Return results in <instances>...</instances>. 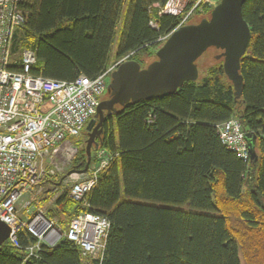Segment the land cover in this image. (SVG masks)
I'll return each mask as SVG.
<instances>
[{"label":"trees","instance_id":"1","mask_svg":"<svg viewBox=\"0 0 264 264\" xmlns=\"http://www.w3.org/2000/svg\"><path fill=\"white\" fill-rule=\"evenodd\" d=\"M125 2L21 0L24 20L13 32L11 54L32 49L33 73L66 81L79 74L93 78L129 54L143 67L139 53L158 45L180 20L153 9L166 0H129L111 59ZM242 16L250 41L240 59L239 98L221 60L169 95L118 105L106 117L97 147L118 156L86 196L88 208L66 193L55 201L54 216L64 228L83 210L107 216L102 258L89 264H241V258L264 264V0H245ZM236 116L259 153L248 169L221 144L215 128ZM85 163L81 149L71 167L81 171ZM31 240L19 233L21 245ZM24 256L8 240L0 245V264H82L66 239L37 257Z\"/></svg>","mask_w":264,"mask_h":264},{"label":"built area","instance_id":"2","mask_svg":"<svg viewBox=\"0 0 264 264\" xmlns=\"http://www.w3.org/2000/svg\"><path fill=\"white\" fill-rule=\"evenodd\" d=\"M217 2L166 0L156 7L158 15H180L178 28L187 24L192 14L211 10ZM20 3L21 0H0V220L11 227L10 241L14 245L18 230L13 212L19 200L25 194L31 195L32 187L47 174H53L55 169L63 173L71 168L74 156L67 138L82 134L85 121L94 114L111 73L120 63L108 65L94 79L79 76L71 82L32 74L35 52L24 49L13 57L10 50L13 32L24 20ZM166 37L158 42H163ZM45 104L48 108L41 111ZM235 123L234 118L223 122L220 135L228 138L234 148L246 150L243 139L237 136L239 128ZM57 156L61 159L60 164L55 169H47L45 166L54 162ZM94 158L97 163L107 165L112 154L98 147ZM93 177L92 171L72 174L70 181H76L68 196L81 201ZM29 203L30 199L24 202L25 205ZM21 224L26 231H38L45 238L61 235L60 223L54 217L35 216L22 220ZM68 228V237L77 240L86 252L95 257L102 256L108 228L106 220L83 210L71 218Z\"/></svg>","mask_w":264,"mask_h":264},{"label":"water","instance_id":"3","mask_svg":"<svg viewBox=\"0 0 264 264\" xmlns=\"http://www.w3.org/2000/svg\"><path fill=\"white\" fill-rule=\"evenodd\" d=\"M245 0H219L209 17L197 24H187L173 30L157 49V59L141 68L134 59L128 58L118 64L111 74L107 86L109 98L97 106L98 118H92L86 127V171L91 160L92 144L102 133L104 111L108 115L116 112L117 105L138 102L149 98H161L175 92L183 83L195 81L198 70L195 61L210 47L220 50L225 76L232 83L236 98L241 96L242 77L239 74L240 59L245 54L250 29L242 16ZM254 138L250 140L253 144ZM9 227L0 220V245L8 236Z\"/></svg>","mask_w":264,"mask_h":264},{"label":"bare ground","instance_id":"4","mask_svg":"<svg viewBox=\"0 0 264 264\" xmlns=\"http://www.w3.org/2000/svg\"><path fill=\"white\" fill-rule=\"evenodd\" d=\"M219 2V0H218ZM217 2V4H218ZM216 4V5H217ZM157 3L156 4H153V9H155ZM159 5V4H158ZM215 5V6H216ZM157 8V7H156ZM212 9V8H211ZM151 9H149L150 11ZM158 10V9H157ZM158 14V13H157ZM172 16H177L179 17L180 19V15H172ZM151 23V26L157 30L158 27L156 25V23L153 21V19L150 21ZM179 22L177 23V25L175 26V29H177L176 27L178 26ZM187 25V24H186ZM184 26V25H183ZM172 30V31H173ZM171 31V32H172ZM167 33L165 35H162V36H159L157 41L162 38V37H166V39L168 38L169 34L171 33ZM165 39V40H166ZM165 40L162 42L164 43ZM161 42H158V45L160 44ZM34 51V50H33ZM35 52V51H34ZM35 57H36V54H35ZM130 58V54L117 60V61H120V63L125 60V59H128ZM116 61V62H117ZM36 62V61H35ZM35 65V63H34ZM34 65L32 66V68L34 67ZM110 65V64H109ZM118 66V65H117ZM32 68H31V73L34 74V75H40V76H43L41 74H36V73H33L32 71ZM108 68V65L105 67V69ZM117 68V67H116ZM115 68V69H116ZM104 69V70H105ZM114 69V70H115ZM103 70V71H104ZM113 70V71H114ZM100 74V73H99ZM99 74H97L95 77L93 78H89L83 74H79L77 77L79 76H85L86 78L88 79H94L96 78ZM112 74V73H111ZM45 77V76H43ZM76 77V78H77ZM47 78V77H45ZM76 78H74L73 80H70V81H66V80H62V81H66V82H71V81H74ZM48 79H52V78H48ZM111 80V75H110V79L108 82H110ZM232 84V83H231ZM233 88V86H232ZM106 91V90H105ZM104 94V93H103ZM233 94H234V88H233ZM235 96V95H234ZM100 98H99V101H98V104L100 102ZM97 104V106H98ZM47 105V104H45ZM97 106H96V110L94 112V114L92 116H90L84 123V126H83V131H82V134H80L79 136L75 137V138H67V141L69 142V144H71V149L73 151V156H76L78 151L83 149V145L81 144V141L83 139H85V146H84V151H85V147H86V140L88 138V132H86V127H87V124L88 122L92 119V118H95L96 114H97ZM118 106V105H117ZM115 106V107H117ZM117 111V109H116ZM116 113V112H115ZM115 113H112L111 115H108L107 113H103L104 115V118H103V121H102V126H101V129H102V133L100 134L99 137H96L95 138V142H96V145H94V143L92 144V147L91 148H98L97 145L99 144V139L102 137L103 135V124L105 123V120H106V117L108 116H112L114 115ZM236 121V127L239 128V132H237V136L241 139H243L244 143H245V148L246 150H238L236 148H234L229 139L228 138H223L222 135H220V129H221V124L223 122H219L215 125V128L217 130V133H218V137H219V140L221 142V144L227 148L229 151L233 152L237 158L244 164L245 168H249L253 161H256L258 159V156H259V153L258 151H256V149H251L252 148V145L255 143V137H252V139L254 138V142L253 144H250V137H251V134L249 132H246L242 129V125H241V121L239 118L236 117H232L231 119H233ZM96 122L98 121V118L96 117L95 118ZM85 131V134H83V132ZM232 134V133H231ZM230 134V135H231ZM85 136V137H84ZM115 136H116V133H115ZM232 136V135H231ZM262 143H263V146H264V136L262 137ZM92 149H91V153H92ZM95 152V151H94ZM93 152V153H94ZM118 155H114L115 158H113L114 160L117 158ZM111 159V161L107 164V165H101L100 163H97L96 159L94 158L93 161L91 162L90 160V163H89V166L87 168L86 171H75L71 168H69L68 170H66L65 172L63 173H59L55 168L58 164H60V158L57 156L56 159L54 160V162L52 163H49L47 164L45 167L47 169H55L54 173L53 174H47L45 176V178L38 184L34 185L32 187V192H31V199H30V203L28 205H21L19 207H16V210L15 212H13L14 214V217H15V227L17 228L18 232H17V240H16V245H14L11 241H10V235H11V227L6 224L9 229H10V232H9V236L7 238V240L14 246L16 247H21L22 250L24 251V260L30 258V257H37L39 252L41 251H44L46 249H52L54 248L57 243L60 241V240H63V239H66L67 241H70L76 248L77 250L79 251V258L82 262V264H89V260H96V261H99L102 256L100 257H95L93 254L89 253V252H86L83 247L80 245V243H78L77 240H72L70 237H68V227L65 228V230H62L61 228V235L58 237H42L39 235V232H30V231H26V229L23 228L22 224H21V221L25 220V219H32L34 218L35 216H40V217H45V218H48V219H51V218H55L57 221H59L58 217L57 216H54V212H55V208H56V205H55V201L56 199L58 198V196L62 193H66L67 196L69 194V191H70V188H71V185L73 183H75L76 180H72L70 181V176L72 174H80V173H90L92 171V173L94 174V177H93V180H92V183L91 185L89 186V188L85 191L84 193V197L81 201H75L73 199H71L69 196V198L74 201L75 203H78L80 204L82 207L84 208H88V204H87V201H86V196L89 194V192L96 186L97 182H98V179H99V175L110 165V163H112L114 160ZM244 175V174H243ZM49 180H52V181H49ZM38 189H42L41 192L38 191ZM45 198H48L47 202L43 204V201L45 200ZM21 207V208H20ZM19 210H22L24 211L25 213V217L22 218L19 214H18V211ZM39 210V211H38ZM38 211V212H36ZM89 211V210H88ZM34 212H36L35 214H33ZM92 212V211H90ZM92 213H95L97 215H99L102 219L106 220L107 224H108V228H107V231H106V234H105V239H104V247H103V251H104V248H105V244H106V239L108 237V233H109V227H110V222L107 218V216H105L104 214H101V213H97V212H92ZM33 214V215H32ZM32 215V216H31ZM53 215V216H52ZM76 215V214H75ZM73 215V216H75ZM72 216V217H73ZM71 217V218H72ZM71 220V219H70ZM70 222V221H69ZM68 226H69V223H68ZM20 232H24L26 235H29L33 240H31L29 243H27L26 245H21L20 241H19V233ZM6 240V241H7ZM5 241V242H6ZM239 257L241 258V255H239ZM242 260V258H241ZM244 262V261H243ZM242 264V263H241Z\"/></svg>","mask_w":264,"mask_h":264},{"label":"rangeland","instance_id":"5","mask_svg":"<svg viewBox=\"0 0 264 264\" xmlns=\"http://www.w3.org/2000/svg\"><path fill=\"white\" fill-rule=\"evenodd\" d=\"M128 2L129 0H126L125 2V7H124V12H123V15L121 16L120 18V21L117 25V28H116V34H115V41H114V44H113V48H112V51H111V54H110V58L111 59H114L115 57V52H116V48H117V45L119 43V40H120V36H121V33H122V30H123V27H124V20H125V16H126V10H127V5H128ZM209 14H206L204 12H196L194 14H192L189 19H188V23L187 24H197L199 23L202 19L204 18H208L209 17ZM163 43L161 42L159 45H155L154 47H152L150 50L146 51V52H141L139 53V59L142 60L141 64L143 65V67H146L148 64H150L152 61L156 60L157 57H156V51L157 49L162 45ZM220 53V50H217L215 49L214 47H210L208 48L196 61H195V65L197 67V70H198V75L199 77H202L205 72H206V69L215 64L216 62H219L222 60V58H216L217 55ZM116 61H112L110 64H114ZM141 66V65H140ZM141 67V68H143ZM109 98V92L106 90L104 92V94L100 97V100H105V99H108ZM48 106L47 105H43V110L47 109ZM115 128V127H114ZM83 134H85V131L83 132ZM85 137V136H84ZM81 144L83 145V149H84V146H85V139H83L81 141ZM93 153V152H92ZM93 156H94V153H93ZM28 195V194H27ZM31 195H28L26 196L25 201H28L29 199H31ZM21 208V207H20ZM18 214L24 218L25 217V213L24 211L22 210H19L18 211ZM62 230H65V228L63 226H61ZM241 263L242 264H245L243 262V260H241Z\"/></svg>","mask_w":264,"mask_h":264},{"label":"crops","instance_id":"6","mask_svg":"<svg viewBox=\"0 0 264 264\" xmlns=\"http://www.w3.org/2000/svg\"><path fill=\"white\" fill-rule=\"evenodd\" d=\"M29 195V194H28ZM27 194H25V196H23V198L22 199H20L19 200V202H18V206L17 207H19V206H21V205H23L24 204V200H25V198H26V196H28Z\"/></svg>","mask_w":264,"mask_h":264},{"label":"flooded vegetation","instance_id":"7","mask_svg":"<svg viewBox=\"0 0 264 264\" xmlns=\"http://www.w3.org/2000/svg\"><path fill=\"white\" fill-rule=\"evenodd\" d=\"M104 113H106V111H104Z\"/></svg>","mask_w":264,"mask_h":264}]
</instances>
